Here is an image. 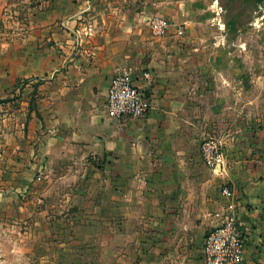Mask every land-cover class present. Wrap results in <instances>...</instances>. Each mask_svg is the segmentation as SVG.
Listing matches in <instances>:
<instances>
[{
  "label": "crops",
  "instance_id": "0c3cea01",
  "mask_svg": "<svg viewBox=\"0 0 264 264\" xmlns=\"http://www.w3.org/2000/svg\"><path fill=\"white\" fill-rule=\"evenodd\" d=\"M226 1L0 0L13 19L0 99H23L11 191L32 199L43 264H204L229 205L242 264H264V0L232 12ZM231 15L245 24L229 38ZM156 18L169 23L162 37ZM119 73L148 98L144 117H107ZM207 140L220 143L219 175L202 159Z\"/></svg>",
  "mask_w": 264,
  "mask_h": 264
},
{
  "label": "rangeland",
  "instance_id": "374dc122",
  "mask_svg": "<svg viewBox=\"0 0 264 264\" xmlns=\"http://www.w3.org/2000/svg\"><path fill=\"white\" fill-rule=\"evenodd\" d=\"M17 1L5 0L8 5ZM226 3L231 4L229 0ZM231 5L233 8L236 5L241 6V0H234ZM241 21L244 22V19ZM12 22L13 19L9 14L0 15V41L3 38L1 33L6 32L5 38L11 35ZM227 33L230 38L232 34ZM228 40L225 37V42ZM251 54L244 58L248 64H250ZM262 55H264L263 52ZM249 69L250 67L245 65L243 73L244 76L248 74V78L251 77ZM261 71H264V68H261ZM24 97L27 98V96ZM22 100L21 91L18 95L11 92L0 99V264H43L45 262L38 258L43 254V247L36 249L33 242L34 238L40 237L38 239L41 240L40 245L43 244V227L34 226L32 212L35 210L24 207V204L32 199L28 195L19 197L11 191L12 137L15 134V124L21 123L18 111Z\"/></svg>",
  "mask_w": 264,
  "mask_h": 264
},
{
  "label": "built area",
  "instance_id": "2783aa9c",
  "mask_svg": "<svg viewBox=\"0 0 264 264\" xmlns=\"http://www.w3.org/2000/svg\"><path fill=\"white\" fill-rule=\"evenodd\" d=\"M153 36L162 37L169 28V23L163 19H152L149 23ZM179 33H181L179 31ZM143 77L150 80L151 76L144 73ZM150 102L141 90L135 86L128 73H119L111 80L107 91V117L114 121L138 119L146 115ZM204 164L213 175L222 172L223 155L220 143L207 140L200 146ZM221 194L231 199L232 193L227 186L221 188ZM204 264H242L244 257V237L239 228L236 208L229 205L223 219L207 232L203 245Z\"/></svg>",
  "mask_w": 264,
  "mask_h": 264
},
{
  "label": "trees",
  "instance_id": "16d2710c",
  "mask_svg": "<svg viewBox=\"0 0 264 264\" xmlns=\"http://www.w3.org/2000/svg\"><path fill=\"white\" fill-rule=\"evenodd\" d=\"M232 4V2H234V0H229ZM262 0H243V7H250L253 3H255L256 5L258 3H260ZM230 3L228 4V10L229 12L234 11V8L232 7L233 5H231ZM245 24V22H241L240 18H238V15H234L228 19V21L225 22L226 28L228 29V32H230L233 36H235L237 34V32L241 29V26L243 27ZM244 29V28H243Z\"/></svg>",
  "mask_w": 264,
  "mask_h": 264
}]
</instances>
